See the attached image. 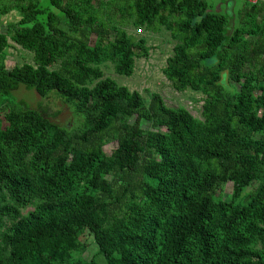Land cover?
<instances>
[{"label":"trees","instance_id":"1","mask_svg":"<svg viewBox=\"0 0 264 264\" xmlns=\"http://www.w3.org/2000/svg\"><path fill=\"white\" fill-rule=\"evenodd\" d=\"M11 11L19 19L0 27V264H264L259 3L245 0L233 26L207 0H0ZM128 26L169 32L164 73L203 95L202 118L105 74L110 62L130 76L150 55ZM10 41L33 62L8 69ZM21 85L56 94L80 123L52 120L15 95Z\"/></svg>","mask_w":264,"mask_h":264},{"label":"rangeland","instance_id":"2","mask_svg":"<svg viewBox=\"0 0 264 264\" xmlns=\"http://www.w3.org/2000/svg\"><path fill=\"white\" fill-rule=\"evenodd\" d=\"M212 8V11L224 13L231 17V25L237 23L238 14L244 8L245 0H207ZM13 19H19L16 11H11L7 14H0V27H4L6 23ZM127 30L137 37H147L148 44L151 46L150 55L146 58H138L135 64L134 73L130 76L118 74L113 64L108 62L103 68L105 74L114 78L120 84L129 86L132 90L140 91L146 102L151 99V93L154 91L160 92L166 103L172 107H186L194 116L202 118L203 95L193 90L177 91L171 81L164 73V68L167 65V59L173 52L174 41L171 39L169 32L162 30L160 32H147L143 28H135L128 26ZM13 46L9 47L8 59L6 61L7 68L10 69L16 64L25 62H33V53L24 49L21 45L10 41ZM228 78V72H223V79ZM227 84L230 85L229 81ZM15 95L18 98L25 99L31 106L41 108L46 115L52 120L64 125H76L80 123V118H74V111L69 104H66L56 94H51L49 97L40 96L36 90L28 89L21 85ZM148 127L149 124H144ZM116 143L107 146V151L116 147ZM232 185L229 183L223 190L225 199L231 196ZM88 240L92 243L93 239L87 235ZM97 247L93 242L90 248L84 254L85 258L90 260L96 253Z\"/></svg>","mask_w":264,"mask_h":264},{"label":"crops","instance_id":"3","mask_svg":"<svg viewBox=\"0 0 264 264\" xmlns=\"http://www.w3.org/2000/svg\"><path fill=\"white\" fill-rule=\"evenodd\" d=\"M259 7H260V10H262V12L260 13V17L264 16V0H262L260 3H259Z\"/></svg>","mask_w":264,"mask_h":264},{"label":"built area","instance_id":"4","mask_svg":"<svg viewBox=\"0 0 264 264\" xmlns=\"http://www.w3.org/2000/svg\"><path fill=\"white\" fill-rule=\"evenodd\" d=\"M248 1L253 4H257V3H260L262 0H248Z\"/></svg>","mask_w":264,"mask_h":264}]
</instances>
